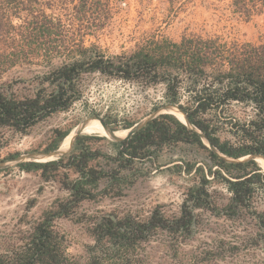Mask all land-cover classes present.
Returning a JSON list of instances; mask_svg holds the SVG:
<instances>
[{
  "label": "trees",
  "instance_id": "trees-1",
  "mask_svg": "<svg viewBox=\"0 0 264 264\" xmlns=\"http://www.w3.org/2000/svg\"><path fill=\"white\" fill-rule=\"evenodd\" d=\"M230 4L235 13L245 18L264 10V0H230ZM48 5L53 8L56 0H0V19L11 45L8 54L0 55V68L34 59L42 62L56 57L68 59L39 77L31 96L18 97L0 86V130L11 128L26 134L41 121L69 110L80 100L84 76L101 74L145 87L164 86L167 103L179 106L223 155L233 159L264 156V39L253 44L228 42L219 36L190 35L174 42L150 36L129 54L107 56L96 46L86 47L82 37H66L70 24L47 14ZM94 5L93 0H79L73 10L79 15ZM15 19L21 23L15 25ZM234 103L254 111L249 120H232L236 142L219 136V122L224 124L221 119ZM212 113L219 121L208 117ZM136 123L128 122L123 129L129 130ZM72 129L58 132L45 152L57 150ZM100 141L107 139L84 135L64 159L19 166L26 173L40 172L46 181L63 172L60 182L70 198L55 202L29 230L0 241V264H77L67 255L65 236L56 229L55 221L72 216L82 202L95 199L96 190L106 180L111 186L106 195H122V185L132 183L124 172L134 170L136 162L154 160L166 147L183 144L209 154L218 167L213 178L225 182L231 194L223 208L229 217L237 215L239 209H251L258 189L264 188V171L257 162H225L204 145L196 132L172 115H162L130 140L113 144L118 149L116 155L94 148ZM101 159H105L108 169L101 166ZM209 183L204 172L201 183L189 190L180 216L173 219L167 218L161 208L155 209L146 220L132 215L103 216L91 226L94 244L87 247V264H139V251L159 230L189 236L196 223L195 210L218 211ZM252 213L259 224L258 241L264 242V213L256 210Z\"/></svg>",
  "mask_w": 264,
  "mask_h": 264
},
{
  "label": "rangeland",
  "instance_id": "rangeland-1",
  "mask_svg": "<svg viewBox=\"0 0 264 264\" xmlns=\"http://www.w3.org/2000/svg\"><path fill=\"white\" fill-rule=\"evenodd\" d=\"M93 2L91 10H82L79 15L73 10L79 0H56L53 8L46 6V12L55 20L61 18L70 24L66 37H82L86 47L96 46L107 56L129 54L150 36L174 42L190 35L219 36L228 42L253 44L264 39V10L245 18L234 12L230 0ZM20 23L21 20H14L15 25ZM6 30L0 19V55L8 54L11 48ZM67 61L65 57L45 62L34 59L0 68V86L18 97L31 96L39 77ZM81 89V99L69 110L41 121L26 134L1 129L0 163L16 156L45 152L58 132L74 129L91 118H102L122 133L128 122L138 123L168 105L164 86L145 87L101 74L84 76ZM253 114L251 107L232 104L221 119L224 124L219 122V136L236 142L232 120L244 122ZM208 117L219 121L214 113ZM89 127L99 134L90 136L108 138L99 127ZM113 144L120 143L108 138L96 142L94 148L116 155L118 149ZM100 162L102 167L109 168L105 159ZM258 165L264 168V164ZM216 170L218 167L207 152L183 144L166 147L154 160L136 162L134 170L124 172L132 183L122 185V195H106L111 188L106 180L96 190L95 199L82 202L72 216L55 221L56 229L65 236L67 255L77 264H87V247L94 244L90 229L103 216L132 215L146 220L155 209L161 208L167 218L179 217L189 190L201 183L205 172L218 211L195 210L196 223L187 237L159 230L139 251V264H264V242L258 241L259 224L252 213L254 210L264 213V188L258 189L251 209H239L237 215L229 217L223 208L231 194L225 182L213 178ZM62 173L46 181L40 172L26 173L17 165L0 169V241L29 230L55 202L70 198L60 182ZM71 176L74 178L72 173Z\"/></svg>",
  "mask_w": 264,
  "mask_h": 264
},
{
  "label": "water",
  "instance_id": "water-1",
  "mask_svg": "<svg viewBox=\"0 0 264 264\" xmlns=\"http://www.w3.org/2000/svg\"><path fill=\"white\" fill-rule=\"evenodd\" d=\"M171 107L176 108L178 111H180L185 116L188 124H184V125L187 126L190 130L196 132L201 137L204 145L210 151H212L214 154H216L217 157H219L220 159L224 160L225 162L230 163V164L246 163L248 161H255V162H257L256 159L258 157L264 158V156H261V155H251V156H248V157H245V158H241V159H233V158H230V157H227V156L223 155L209 141V139L197 127H195L190 122L188 116L179 108V106L173 105V104H168V105L163 106V107L159 108L158 110L154 111L152 114H150L149 116L145 117L140 122L136 123L131 129L128 130L129 132H127V134L125 136H123V137L116 136V134H118V132H120V131H115L104 119L99 118V117H94V118H91L89 120H86V121L82 122L81 124H79V126L80 125H84V126H86V129H87V127H89L92 122L98 121L99 124H100V126L103 129H105V130H107L109 132V135L111 137L110 138L111 141H113L115 143H122V142H125L127 140H130L136 133H138L140 130H142L149 122L157 119L158 117H160L162 115H170V114L167 113V110L169 108H171ZM72 132L73 131H71L69 133V135L63 140V142L60 145V148H62V146L64 145L66 139L69 136H71ZM81 136H84V134L77 135L75 137L74 141H73V144H72L71 149L66 150L61 157H59V158H57L55 160H51V161H47V162H38V161L32 160V156H35V155L49 156V155L55 153L57 150H54V151H51V152L30 153V154H25V155H22V156H18V157H15V158L10 159L8 161H5V162L0 163V169L8 168V167H10L12 165L20 166L21 164H24V163H49V162H56V161H59L61 159H64V158H66L67 156H69L73 152V150L75 148V145L77 143V140Z\"/></svg>",
  "mask_w": 264,
  "mask_h": 264
},
{
  "label": "bare ground",
  "instance_id": "bare-ground-1",
  "mask_svg": "<svg viewBox=\"0 0 264 264\" xmlns=\"http://www.w3.org/2000/svg\"><path fill=\"white\" fill-rule=\"evenodd\" d=\"M167 113L170 114V115H172V116H174L177 120L181 121L183 124H188L185 116L180 111H178L176 108H173V107L169 108L167 110ZM90 126H97V127H99L103 131L104 136L108 137L109 139L111 138L110 135H109V132L107 130L103 129L100 126V124H99L98 121L92 122ZM72 131L73 132H72L71 136H69L66 139V141H65L64 145L62 146V148H60V146H59V148L57 149V151L55 153L49 155V156H43V155H35V156H32V160L38 161V162H47V161L55 160V159L61 157L66 150L71 149L72 144H73V141H74V139H75V137L77 135H79V134H84V135H99L98 132L94 128L87 127V129H86V126H84V125H80V126L78 125ZM127 132H129V131L128 130H125L122 133L121 132H118V134H116V133L115 134H116V136L123 137V136H125L127 134ZM256 161L259 164H264V158H262V157H258L256 159ZM263 171H264V168H263Z\"/></svg>",
  "mask_w": 264,
  "mask_h": 264
}]
</instances>
